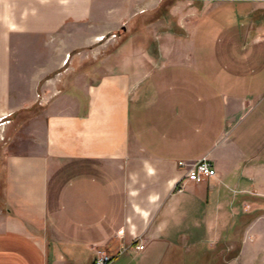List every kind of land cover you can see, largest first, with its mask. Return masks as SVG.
Listing matches in <instances>:
<instances>
[{
	"label": "crops",
	"instance_id": "obj_1",
	"mask_svg": "<svg viewBox=\"0 0 264 264\" xmlns=\"http://www.w3.org/2000/svg\"><path fill=\"white\" fill-rule=\"evenodd\" d=\"M121 30L99 73L38 93ZM203 157L217 175L179 192ZM98 251L264 264V0H0V264Z\"/></svg>",
	"mask_w": 264,
	"mask_h": 264
},
{
	"label": "rangeland",
	"instance_id": "obj_2",
	"mask_svg": "<svg viewBox=\"0 0 264 264\" xmlns=\"http://www.w3.org/2000/svg\"><path fill=\"white\" fill-rule=\"evenodd\" d=\"M122 30L117 32L116 38H111V35L106 36L103 40H101V37L96 38L97 42L94 46L90 47H82L80 49L73 50L72 52H67L65 55V60L68 59V62L64 66L59 68L58 70L52 72L48 77H46L40 85V88L38 89V93H41V88L44 87L46 84H49L47 90L49 95H51V99L58 95V91H65V88L69 84L74 81V77L81 74L83 75L85 72H89L90 70H96L99 73V67H100V60L102 58V55L111 52L115 50L117 47V43L120 41L122 37ZM112 39V40H111ZM101 40V41H100ZM110 41V42H109ZM72 40L67 39L66 41V50L70 47ZM109 42L108 44H106ZM89 53H94L98 60H93V58H82V55H88ZM92 59V60H91ZM55 62V63H54ZM50 65H56V61L53 59V56L50 57ZM227 240L225 242L226 247L229 246L231 243L234 244L235 247V253L237 254V251L239 249V239L235 240ZM235 253H227L226 258L229 260L233 256H235Z\"/></svg>",
	"mask_w": 264,
	"mask_h": 264
},
{
	"label": "built area",
	"instance_id": "obj_3",
	"mask_svg": "<svg viewBox=\"0 0 264 264\" xmlns=\"http://www.w3.org/2000/svg\"><path fill=\"white\" fill-rule=\"evenodd\" d=\"M105 37L106 36H101V40H103ZM111 38H116V34H112ZM67 62L68 59H66L65 64ZM178 165L184 171L183 178L179 183V192L184 190L186 183H201L202 181L213 178L217 175V171L212 161L207 157H203L194 162L180 161ZM131 246L135 247L139 251L144 249V245L142 244H133ZM120 254L122 253L119 252L116 255H107L102 251H98L93 262L94 264H111Z\"/></svg>",
	"mask_w": 264,
	"mask_h": 264
}]
</instances>
